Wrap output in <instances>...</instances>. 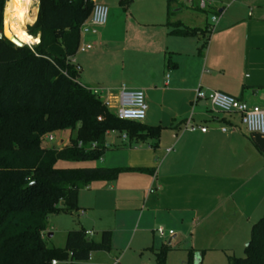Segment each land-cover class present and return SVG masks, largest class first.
I'll list each match as a JSON object with an SVG mask.
<instances>
[{"label":"crops","instance_id":"crops-1","mask_svg":"<svg viewBox=\"0 0 264 264\" xmlns=\"http://www.w3.org/2000/svg\"><path fill=\"white\" fill-rule=\"evenodd\" d=\"M207 2V11L217 19H206L203 27L183 23L175 16L169 20L164 13L155 40L149 50L143 51L145 78L122 86L144 91L147 114L143 123L162 127L158 139L135 142L121 136L118 147L126 150L117 167L145 170L125 171L109 183L85 187L109 186L116 205L121 202L132 209L142 231H148L160 219L167 226L179 225L181 232L189 228L194 232L239 191H247L255 160L264 156V135L247 132L239 113L215 110L209 99L195 98L196 89L206 94L221 91L264 109V0ZM193 7H199L197 0L192 1ZM180 10L175 7V12ZM174 22L207 27V31L197 36H173L169 24ZM95 36L85 37L93 43L88 51L100 44ZM73 58L80 66L78 82L92 89L86 85L90 80L82 74L91 59L81 54ZM240 68L249 73L241 74ZM188 119L207 130L185 129ZM62 141L60 138L57 145ZM231 210L226 213L231 214ZM156 229L152 231L157 233ZM165 232L173 234L165 244L169 247L177 235L170 228Z\"/></svg>","mask_w":264,"mask_h":264},{"label":"trees","instance_id":"trees-1","mask_svg":"<svg viewBox=\"0 0 264 264\" xmlns=\"http://www.w3.org/2000/svg\"><path fill=\"white\" fill-rule=\"evenodd\" d=\"M166 1L169 19L175 12L173 6L183 0ZM5 2L0 0V31ZM93 4V0H38L36 20L27 32L39 41L32 47L15 46L6 37L0 38V264H51L52 259L67 257L70 264H76L89 259L93 251H108L110 230H103L94 241L82 227L66 232L63 247L47 245L49 216L77 210L82 188L109 183L125 171L145 169L59 167L58 162L97 160L111 130L125 131L135 142L160 136L161 126L118 118L100 96L78 82L79 70L68 58L78 51L79 29ZM169 25V34L178 37L207 31V27L181 22ZM55 130L69 131L67 142L57 147L43 145L45 135ZM168 250L163 245L156 251L155 264H165ZM188 264H193L192 251ZM227 264H264V215L252 226L245 256L230 257Z\"/></svg>","mask_w":264,"mask_h":264},{"label":"rangeland","instance_id":"rangeland-1","mask_svg":"<svg viewBox=\"0 0 264 264\" xmlns=\"http://www.w3.org/2000/svg\"><path fill=\"white\" fill-rule=\"evenodd\" d=\"M97 2L108 8L107 22L102 27H97L96 36L94 35L100 44L87 52L78 50L76 55H85L91 59L89 66L82 71L90 80L86 84L88 87L116 92L127 81L145 78L147 71L142 63L143 51L149 50L153 38L155 40L159 19L163 18L164 13L167 18V1L97 0ZM27 4L34 12L30 21L22 23L26 31L36 20L38 0L34 2L27 0ZM176 6L181 10L173 12L169 20L175 16L183 23L203 27L205 20L210 22L212 18V12L192 8V2L188 3L187 0L183 6L173 7ZM206 8L209 9L208 6ZM36 43L26 45L32 47ZM93 52L95 54L92 58ZM240 70L241 74L249 73L248 69ZM50 133L54 135V140L49 142L45 138L43 145L57 147L60 138L64 139L63 144L67 142L69 131L55 130ZM123 133L125 131L114 130L106 134V144H109V147L97 160L88 161L83 166H120L118 162L124 159L123 151L126 150L123 147L119 148ZM110 142H114L116 146L110 145ZM78 165L82 164L58 162L57 166ZM247 188L245 193L244 190L239 191L233 199L223 205L220 212L197 226L194 232L191 228L181 232L179 225L167 226L160 222V219L154 222L148 231H142L136 223L137 217H133V210L121 205V202L116 205L114 191L112 192L109 186L82 188L77 195V210L72 213L62 211L51 215L48 232H51L52 236L48 237L47 232L44 240L49 246L61 248L64 246L68 229L80 227L82 224L85 229L92 230L89 237L94 241L100 239L103 229H108L113 235L110 249L93 251L89 259L75 262L76 264H155L156 251L173 235H167L165 232L160 236L152 231L163 226L166 231L170 228L177 235L166 252L165 264H188L190 251L194 256L193 264H227L230 257L245 256V247L250 240L252 226L264 215V156L260 161L255 160L254 173L250 176ZM229 208L233 211L231 214L226 213ZM70 263L69 257L58 261V264Z\"/></svg>","mask_w":264,"mask_h":264},{"label":"built area","instance_id":"built-area-1","mask_svg":"<svg viewBox=\"0 0 264 264\" xmlns=\"http://www.w3.org/2000/svg\"><path fill=\"white\" fill-rule=\"evenodd\" d=\"M192 2L193 0H187ZM198 6L200 8H205L208 6L207 0H197ZM108 18V8L106 5L98 2H94L91 14L89 18L84 21L79 29L81 41L78 47V50L84 51L89 50L93 47V43L87 41L85 37L94 36L97 33V27L104 25L107 22ZM217 16L212 17V21H216ZM70 62L75 64L77 70H80V66L75 63V60L72 57L68 58ZM94 94L98 95L102 99V103L106 108L123 120H134V121H143L147 114V103L145 100L144 91L141 89H129L121 87L116 94H112L108 89H90ZM195 98H207L209 99L212 107L215 110L222 112H236L240 114L241 121L244 124L247 132L250 134H262L264 135V109L257 105H249L246 102L237 99L236 97L229 95L221 91H211L206 94L200 89H196ZM101 120L102 117L97 118ZM188 119L185 123V129L189 131H194L197 128L201 132L207 130L206 126H195ZM225 131V128H222ZM111 130L109 132H113ZM107 132V133H109ZM123 138L127 137L126 133H123ZM45 138L47 141L54 140L53 134H46ZM81 143H79L80 145ZM95 143H92L91 147H94ZM170 150V148L168 149ZM159 235L165 234V229L162 226L157 227L156 229ZM172 233V231H169ZM86 234L89 236L92 234L91 231H86ZM51 264H58L56 259L51 260Z\"/></svg>","mask_w":264,"mask_h":264},{"label":"bare ground","instance_id":"bare-ground-1","mask_svg":"<svg viewBox=\"0 0 264 264\" xmlns=\"http://www.w3.org/2000/svg\"><path fill=\"white\" fill-rule=\"evenodd\" d=\"M33 12L29 9L27 0H8L3 17L5 34L8 37H15L25 44L38 42V38L32 37L22 26V23L31 20Z\"/></svg>","mask_w":264,"mask_h":264},{"label":"water","instance_id":"water-1","mask_svg":"<svg viewBox=\"0 0 264 264\" xmlns=\"http://www.w3.org/2000/svg\"><path fill=\"white\" fill-rule=\"evenodd\" d=\"M4 36L6 37L7 39H9L15 46H22L24 45L25 43L23 42H20L19 40H17L15 37H8L6 34H5V30H4V23H3V28H2V31H0V38ZM51 232L47 234V236H51ZM249 244V242L246 243V246Z\"/></svg>","mask_w":264,"mask_h":264}]
</instances>
